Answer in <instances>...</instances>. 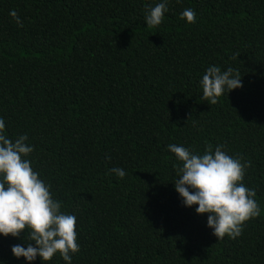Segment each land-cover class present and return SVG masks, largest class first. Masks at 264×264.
<instances>
[{
  "label": "trees",
  "instance_id": "16d2710c",
  "mask_svg": "<svg viewBox=\"0 0 264 264\" xmlns=\"http://www.w3.org/2000/svg\"><path fill=\"white\" fill-rule=\"evenodd\" d=\"M158 2L0 0L6 133L28 136L33 168L76 215L72 264H264V0H169L148 28ZM185 8L195 23L180 19ZM210 65L237 70L243 84L216 104L199 87ZM168 144H222L250 162L243 182L261 211L241 236L217 240L206 214L182 206ZM16 244L23 233L0 236L3 264H25Z\"/></svg>",
  "mask_w": 264,
  "mask_h": 264
},
{
  "label": "clouds",
  "instance_id": "9594fccd",
  "mask_svg": "<svg viewBox=\"0 0 264 264\" xmlns=\"http://www.w3.org/2000/svg\"><path fill=\"white\" fill-rule=\"evenodd\" d=\"M168 2L159 0L148 6V28L161 25L169 11ZM9 15L22 26L15 10ZM196 18L191 8L180 13L187 24L195 23ZM242 86L241 75L231 67L222 71L210 65L199 80L201 99L208 104H216L223 94ZM27 141L26 134L10 138L0 117V236L20 238L23 233V246L13 245L10 251L14 258L23 257L25 264L37 258L40 264H48L56 256L72 264L73 256L80 251L77 217L63 210L62 202L53 197L51 185L33 168L30 154L34 148ZM167 149L177 161L172 184L182 206H195L197 215L206 214V227L217 240L241 236L245 222L261 211L255 190L243 182L250 162L229 155L222 144L214 149L209 146L202 153L182 144H168ZM110 171L121 179L126 175L119 167Z\"/></svg>",
  "mask_w": 264,
  "mask_h": 264
}]
</instances>
